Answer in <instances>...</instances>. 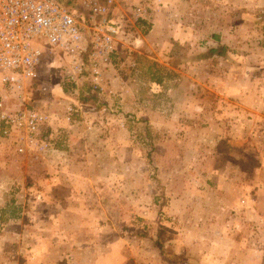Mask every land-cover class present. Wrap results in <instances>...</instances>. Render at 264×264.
Returning a JSON list of instances; mask_svg holds the SVG:
<instances>
[{"label":"rangeland","instance_id":"1","mask_svg":"<svg viewBox=\"0 0 264 264\" xmlns=\"http://www.w3.org/2000/svg\"><path fill=\"white\" fill-rule=\"evenodd\" d=\"M149 24L100 94L43 60L47 152L0 122V264H264V0H160Z\"/></svg>","mask_w":264,"mask_h":264},{"label":"built area","instance_id":"2","mask_svg":"<svg viewBox=\"0 0 264 264\" xmlns=\"http://www.w3.org/2000/svg\"><path fill=\"white\" fill-rule=\"evenodd\" d=\"M159 1L0 0L1 134L18 155L51 149L53 116L31 106L28 96L43 89V60L60 56L64 81L74 89L86 83L90 93L100 94L115 56H130L128 66L135 67L138 24L149 23ZM127 37L129 44L122 41Z\"/></svg>","mask_w":264,"mask_h":264},{"label":"trees","instance_id":"3","mask_svg":"<svg viewBox=\"0 0 264 264\" xmlns=\"http://www.w3.org/2000/svg\"><path fill=\"white\" fill-rule=\"evenodd\" d=\"M141 24H143V26L141 27V30L143 31V33H145L147 30H149V28H150V24L149 23L142 22ZM145 29H146V31H144ZM210 51H213V50H210Z\"/></svg>","mask_w":264,"mask_h":264},{"label":"crops","instance_id":"4","mask_svg":"<svg viewBox=\"0 0 264 264\" xmlns=\"http://www.w3.org/2000/svg\"><path fill=\"white\" fill-rule=\"evenodd\" d=\"M166 65H168V64H166ZM56 133H57V132H56ZM56 133L54 134L55 136H57V134H56Z\"/></svg>","mask_w":264,"mask_h":264}]
</instances>
